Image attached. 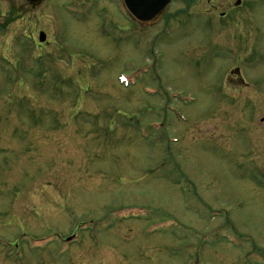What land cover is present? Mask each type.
I'll return each instance as SVG.
<instances>
[{"label": "rangeland", "instance_id": "obj_1", "mask_svg": "<svg viewBox=\"0 0 264 264\" xmlns=\"http://www.w3.org/2000/svg\"><path fill=\"white\" fill-rule=\"evenodd\" d=\"M92 1L0 0V264H264V53Z\"/></svg>", "mask_w": 264, "mask_h": 264}, {"label": "flooded vegetation", "instance_id": "obj_2", "mask_svg": "<svg viewBox=\"0 0 264 264\" xmlns=\"http://www.w3.org/2000/svg\"><path fill=\"white\" fill-rule=\"evenodd\" d=\"M66 14L71 16L73 19L80 20L90 14V12L94 9V1L92 0H78L82 1L81 3L77 2V0H70ZM109 5H112L113 8L117 11L119 16L127 21L130 25L135 26L134 29H138L140 27H144L146 25L136 21L132 18L126 11L123 6L122 0H105ZM178 1L183 7V14L185 15V20L187 17L188 11H195L197 14L199 13L201 16L199 18H203L206 22V27H212L219 33L225 35L232 45L229 47L230 50L227 51L229 53V57L232 58V63L236 62L238 59L234 53V44L235 40L239 45V49H242V54H246L244 57L250 56L253 49V54H262L264 53V49L261 50L260 46L252 45L256 44L258 41L256 38L259 35H264V0H169L168 5L165 7L164 12H167L174 4H177ZM110 2V3H109ZM193 8V9H192ZM180 10V11H181ZM87 14V15H86ZM163 14L159 17L157 21L152 24H148L150 26L154 25L156 22L160 24L163 19ZM162 17V18H161ZM262 23V24H260ZM156 24V25H157ZM106 26L112 29H115L116 32H121L123 27H119L116 24H107ZM168 26L164 25L161 29V33H165L168 29ZM125 29V28H124ZM133 29V30H134ZM158 37V34L156 35ZM155 36V37H156ZM153 37V39L155 38ZM152 39V40H153ZM238 50V49H235ZM241 54V55H242ZM258 55H254V57L260 58ZM252 58V57H251ZM239 63V62H238ZM235 64V63H234ZM232 65V64H231ZM234 71H229L227 75H232L234 78L232 79L231 84L233 86H241L242 88H249L250 85L254 87L256 95L262 94L264 92H257L256 89H259L257 84L252 82L253 79H249L246 75L240 71L241 68L235 67ZM239 80V83H238ZM237 81V82H236ZM248 81V82H247ZM233 89V88H232ZM260 123L264 122V117L260 119ZM259 185H264L263 183ZM75 234V235H73ZM67 237L58 238L62 244L70 245L73 244L76 239H78L77 233H73ZM85 237H88L89 240H93V234L95 233H83ZM58 255V254H57ZM58 257V256H57Z\"/></svg>", "mask_w": 264, "mask_h": 264}, {"label": "water", "instance_id": "obj_3", "mask_svg": "<svg viewBox=\"0 0 264 264\" xmlns=\"http://www.w3.org/2000/svg\"><path fill=\"white\" fill-rule=\"evenodd\" d=\"M30 6H37L43 0H25ZM127 13L136 21L148 25L159 19L169 0H122ZM38 41L44 43L45 35L40 32Z\"/></svg>", "mask_w": 264, "mask_h": 264}, {"label": "bare ground", "instance_id": "obj_4", "mask_svg": "<svg viewBox=\"0 0 264 264\" xmlns=\"http://www.w3.org/2000/svg\"><path fill=\"white\" fill-rule=\"evenodd\" d=\"M87 15V14H86ZM116 225V224H115ZM71 247H73V246H71ZM61 259V258H60Z\"/></svg>", "mask_w": 264, "mask_h": 264}]
</instances>
